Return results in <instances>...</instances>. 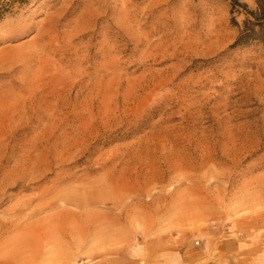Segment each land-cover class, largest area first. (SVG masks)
Wrapping results in <instances>:
<instances>
[{
    "label": "rangeland",
    "instance_id": "obj_1",
    "mask_svg": "<svg viewBox=\"0 0 264 264\" xmlns=\"http://www.w3.org/2000/svg\"><path fill=\"white\" fill-rule=\"evenodd\" d=\"M231 11L3 9L0 264H65L72 246L89 263L98 246L113 264H264V45L233 47L246 16ZM96 188L97 204L63 202ZM66 212L76 222L49 227Z\"/></svg>",
    "mask_w": 264,
    "mask_h": 264
},
{
    "label": "trees",
    "instance_id": "obj_2",
    "mask_svg": "<svg viewBox=\"0 0 264 264\" xmlns=\"http://www.w3.org/2000/svg\"><path fill=\"white\" fill-rule=\"evenodd\" d=\"M13 1L19 4L28 3V0H0V13L3 12L6 6L11 5ZM230 1L232 14L243 10L242 13L246 16L241 25L233 18V22L239 27V35L233 47L245 46L252 42L264 45V0H258L257 7L254 10H250L246 4H241L239 0ZM4 3L9 5H4Z\"/></svg>",
    "mask_w": 264,
    "mask_h": 264
},
{
    "label": "bare ground",
    "instance_id": "obj_3",
    "mask_svg": "<svg viewBox=\"0 0 264 264\" xmlns=\"http://www.w3.org/2000/svg\"><path fill=\"white\" fill-rule=\"evenodd\" d=\"M98 188H96V190L92 191V195L90 196H86L85 198L82 197H75V196H68L67 198L65 196H63V202L65 203V205L67 204H71L73 206L76 207H80V206H86L87 204L92 205V204H97L98 202H100V199L97 198L99 194V191H97ZM59 200V199H58ZM55 202L50 203L51 205H54ZM48 205V204H47ZM57 207V206H56ZM66 213H70V212H66ZM66 213H60L57 217L53 218L52 220L48 221V225L51 228H55V229H60L66 226V222L67 220H76V216L73 213L68 214V216L66 217ZM68 218V219H66Z\"/></svg>",
    "mask_w": 264,
    "mask_h": 264
},
{
    "label": "crops",
    "instance_id": "obj_4",
    "mask_svg": "<svg viewBox=\"0 0 264 264\" xmlns=\"http://www.w3.org/2000/svg\"><path fill=\"white\" fill-rule=\"evenodd\" d=\"M77 217V216H76ZM66 222V225L68 224H73L74 222H76V220H67L65 221ZM126 240L125 239V243H124V249H126ZM79 248V247H78ZM76 246L75 248L72 246V247H68V252H69V256L67 258V263L65 264H71L72 262H77L76 264H113V259L111 257V255L109 257H106V256H101L100 255V249L98 246H94L93 247V258H92V262L89 263L90 259H78L80 258V249H78ZM242 252L244 253L246 248H241ZM77 257V258H76ZM85 262H88V263H85Z\"/></svg>",
    "mask_w": 264,
    "mask_h": 264
}]
</instances>
